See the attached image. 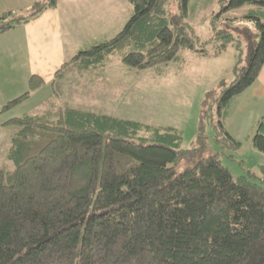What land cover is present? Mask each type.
Returning <instances> with one entry per match:
<instances>
[{
  "label": "trees",
  "instance_id": "trees-1",
  "mask_svg": "<svg viewBox=\"0 0 264 264\" xmlns=\"http://www.w3.org/2000/svg\"><path fill=\"white\" fill-rule=\"evenodd\" d=\"M57 2L0 14V33ZM127 2L133 11L119 32L80 49L56 71L46 114L3 124L9 131L4 159L12 169L0 166V264H264V165L255 177L234 176L216 152L201 156L202 126L198 146L182 150L175 127L64 101L70 74L113 54L135 70L179 61L185 50L209 55L186 22L189 0H179L176 13L167 10L169 0ZM218 2L224 13L248 6L245 17L257 30L243 29L245 64L233 67L234 79L228 85L220 79L221 87L205 91L201 101V116L208 101L216 106L215 140L235 149L240 142L223 121L229 101L251 86L264 63V0ZM29 80L28 92L1 111L44 84ZM256 127L252 145L264 154V118ZM186 158L193 165L177 171Z\"/></svg>",
  "mask_w": 264,
  "mask_h": 264
},
{
  "label": "rangeland",
  "instance_id": "rangeland-1",
  "mask_svg": "<svg viewBox=\"0 0 264 264\" xmlns=\"http://www.w3.org/2000/svg\"><path fill=\"white\" fill-rule=\"evenodd\" d=\"M178 2L179 0H169L167 10L176 13ZM94 4L93 0H74L68 5L65 0L58 5V8L66 25H69L68 21L79 25L80 34L83 33L82 30L86 32L93 28V25L87 24L92 14L94 16L96 13L110 14L111 24L108 26L110 29L118 24V21L121 23V19L117 20V16L110 13L106 6H102L101 0L96 1V9ZM187 5L186 22L193 35L198 38L199 44H204L213 58L196 59L192 53L185 50L181 52L179 61L170 60L168 63H161L146 70H135L124 66L113 54L107 56L95 68L79 73L75 70L70 74L64 87L63 99L79 109L105 112L155 127H175L181 133L179 146L182 150L198 146L196 138L198 129L202 126V141L206 149L201 156L216 152L221 162L234 176L260 175L258 170L264 165V155L253 149L250 141L244 139L243 129L248 128L246 122H249L252 116L246 113L241 114L240 118L231 107V118L227 127L232 130L236 138L241 139L242 147L237 151L236 148L222 146V143L215 140L216 132L213 125L216 123L214 112L216 106L208 101V109L205 115L201 116V101L205 91L219 89L220 79L228 85L234 79L233 67L239 60V67L245 64L247 39L243 29L257 32L255 21L251 17H245L248 15V6L224 13L220 12L221 4L218 0H189ZM118 11L120 12V8ZM119 12L116 13L119 15ZM20 13L27 14L29 11ZM231 18L236 19L229 20ZM261 19L264 21V17L261 16ZM116 28H118L116 32H119L122 25ZM80 30L77 29V32ZM256 102L260 107L252 101L248 103L247 109L262 110V102ZM235 103L234 107L237 106ZM210 106L211 110L208 113ZM211 116L214 117L212 119L214 123ZM0 158L2 163L0 166L6 164L11 170L12 164L4 159V154H1ZM193 162L192 159H180L176 163V170L182 171L193 165Z\"/></svg>",
  "mask_w": 264,
  "mask_h": 264
},
{
  "label": "crops",
  "instance_id": "crops-1",
  "mask_svg": "<svg viewBox=\"0 0 264 264\" xmlns=\"http://www.w3.org/2000/svg\"><path fill=\"white\" fill-rule=\"evenodd\" d=\"M37 1L41 0H0V14L8 11L24 12L29 10ZM64 1L58 0L56 7L53 9H45L30 21L9 29L7 32L0 33V111L6 103L28 92L30 78L35 76L44 82L42 86L34 89V92L27 99L0 112V155L6 151L9 139V131L3 124L14 117L24 116L25 114L32 116L46 114L53 100L50 83L56 71L61 68L60 66L74 57L80 49L89 46L90 43L111 38L118 31L116 27L120 25L123 27L133 11L127 0H101L102 6H106L110 13L115 17L117 16V20L121 19V23L119 21L116 25L112 23L114 26L110 29L108 27L111 24L109 22L111 20L110 14L106 15L104 13L101 15V13H96L95 16L92 14L87 24L93 25V28L86 30V32L82 30L84 34H80L79 25L72 24L68 19L69 25H66L65 19L61 15L58 5ZM73 1L67 0L68 5ZM93 1L96 9L97 0ZM118 8H120V12ZM116 12H119V15ZM77 29L80 31L77 32ZM190 53L196 59L214 57L210 54L201 56L194 52ZM252 101L254 103H257L256 101L262 102L261 107L263 109L258 108L252 111L247 109L248 103ZM234 103L237 105L236 107H234ZM228 105L223 121L224 128H227L228 133L240 142L241 139L236 138L232 130L227 127L231 118V107L238 116L246 113L251 115V120L246 122L248 128L243 130L245 131L244 139L250 141V145L254 149L252 136L257 124L264 118V63L251 86L242 91L240 95L232 98ZM258 105L260 107V104ZM241 147L240 142V146L236 148V151Z\"/></svg>",
  "mask_w": 264,
  "mask_h": 264
}]
</instances>
